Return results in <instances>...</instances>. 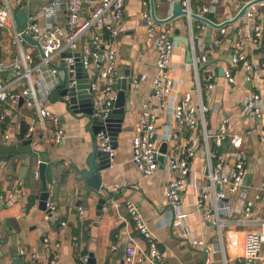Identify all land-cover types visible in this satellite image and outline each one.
Segmentation results:
<instances>
[{
  "label": "built area",
  "instance_id": "built-area-1",
  "mask_svg": "<svg viewBox=\"0 0 264 264\" xmlns=\"http://www.w3.org/2000/svg\"><path fill=\"white\" fill-rule=\"evenodd\" d=\"M166 1L168 9L163 19L172 15L175 1L180 3L181 10L185 12L182 17L187 22L186 38L191 55V62L187 63V66L192 72V84L188 91L178 92L171 71L175 69L172 63L173 52L181 43L174 40L172 27L165 24L163 30L157 31L155 22L146 15L147 36L155 54L154 77L151 82L155 106L151 102H142L134 113L131 162L140 177L155 178L161 168L160 158H162V166L167 171L163 202L168 211L164 221L168 227L180 234L190 249L208 255L211 253V247L208 246L206 239L197 237L192 232L189 219L192 213L181 211L184 195L189 189H193L194 206L197 212L202 214L206 224L204 235L208 236L209 232L214 234L215 250L225 262L222 231L228 227L250 226L253 209L264 205V179L255 189L253 197L249 199L243 190L244 180L246 175L257 170L258 166L250 155L240 150V136L230 132L229 128L233 121L231 116L222 113L216 127L209 126L208 114L217 113L220 107L212 97L215 74L207 69L209 57L205 49L206 46L218 47L226 31L225 27L216 30L218 35L210 39L208 44L206 30L212 28L206 23L194 20L191 15L203 19H207L208 14L214 17L218 0H211L197 8L194 7L192 0ZM249 1L251 0L237 4L232 17L228 16L220 23L212 22L221 24L232 19L241 6ZM124 2L125 0H66L63 25L50 27V24L48 28L38 33L32 25L34 17H30L28 23L19 28L9 2L5 0L4 7L0 8V30L8 31L9 45L4 50L10 55L8 61H0V72L10 73L12 80L6 82L0 76V103L5 109L2 119L10 116L11 111L20 106L21 99V106L33 115L23 140H31L32 143L39 141L52 147L61 145L64 130L59 118L44 107L52 94V89L38 87L44 81L45 85L52 88L54 85L60 87L54 92L67 89V94L62 97L67 101L69 90L76 85L74 77L76 63L80 64L82 76L85 73L88 79L86 93L90 98L91 117L101 120L109 118L116 98L114 86L122 77L116 72L115 41L124 17ZM57 3L58 0H52L41 7L39 13L46 21L52 20ZM263 6L264 2H261L247 8L242 18L251 26L234 42L227 68L223 70V77L228 84H233L235 72L241 70L245 81L253 87V90L243 98L242 108L246 117L258 123L255 132L250 133L254 154L259 150L264 151L262 124L264 98L260 86L252 84L264 73V51L262 60L256 62L248 59L243 51V44L247 43L258 49L262 46L261 14L257 8ZM27 38L38 45V54H36L38 61H34L31 54L25 51ZM80 42L84 43L82 48L79 47ZM11 49L15 52L11 53ZM67 52L71 56L63 57L62 55ZM99 58H101L100 65H98ZM94 69L96 71L93 73ZM60 74L63 76L61 79H65L63 86L59 83ZM46 77L49 82H46ZM146 80V73L140 74L137 79H132V85ZM20 83H24V86L19 87ZM69 111L72 113V110ZM160 114L164 115L165 122L158 125ZM74 115L82 116L81 113ZM170 122L176 125L177 131L172 129ZM182 132L193 135V138L184 137L181 135ZM3 138L8 139L6 133L3 134ZM225 142L231 148L227 155L220 152ZM96 143L100 150L113 156L109 147V137L105 132L100 131L96 135ZM163 144H166V150L161 153L160 148ZM195 159L202 165L201 172H198L193 165ZM228 160L231 161L230 167L226 169ZM4 165L5 163L0 161V167ZM33 175L39 178L37 168ZM122 186L114 183L116 189ZM10 196V194H0V202ZM45 207L51 212V216L48 217H52L53 207L48 201ZM114 207L116 210L119 208L118 204ZM125 209L135 230L148 245L147 250H144L133 241L129 242L125 248L127 264L142 261L148 264H164L163 258L158 253L154 236L143 222L137 206L132 202H125ZM78 210L80 214L83 213L82 208ZM54 221L58 222L56 217ZM60 225L65 226V223L60 222ZM110 249L114 251L115 247L111 246ZM17 256L22 259L25 250L19 248ZM87 259L88 257L85 256L82 260L86 263ZM234 262L264 264V228L245 232L241 250L235 255Z\"/></svg>",
  "mask_w": 264,
  "mask_h": 264
},
{
  "label": "crops",
  "instance_id": "crops-1",
  "mask_svg": "<svg viewBox=\"0 0 264 264\" xmlns=\"http://www.w3.org/2000/svg\"><path fill=\"white\" fill-rule=\"evenodd\" d=\"M50 1L52 0H8L15 15V22L18 17L22 20L23 26L28 23L30 17H34L32 25L38 33L48 28L50 24V27L63 25L66 0H58L55 14L50 22L39 13L41 7ZM163 1L164 3L162 0H154V13L157 19H163L167 12V1ZM210 1L192 0V3L197 8ZM244 1L247 0H218L213 21L220 23L226 17H232L237 4H242ZM124 3V17L115 41L116 72L121 77L124 71H132L133 79L146 73L147 80L131 86L126 100L130 103V111L127 112L122 131L118 135L111 168L104 175V188L99 194H95L85 187L79 178V171L86 167L88 157L96 143V136L92 135L88 121L83 116L71 113L67 105L59 99L52 102L50 95L44 107L59 118L64 130L61 145L52 147L37 141L32 144L31 153L2 156L1 162L5 165L0 167V194L11 196L0 202V264H9L12 258L10 252L13 236L17 240V254L19 248L25 250V256L22 258L24 264H87L82 259L89 255L93 261L91 264H127L125 248L129 242L133 241L144 250H147L148 245L135 230L126 212L125 202H132L137 206L143 222L154 236L158 253L163 258L164 264H235L234 258L241 250L245 232L264 228L262 226L264 205H261L253 209L252 223L249 227L223 229L224 262L220 253L215 250L214 234L209 232L208 236L204 235L206 224L204 217L194 206L193 189H189L184 195L181 211L192 213L189 218L192 232L195 236L206 239L208 246L211 247V253L207 255L205 252L190 249L180 234L166 225L164 220L168 210L163 202V188L167 181V171L162 166V158H160L161 168L155 178L140 177L131 162L134 113L142 102H151L155 106L151 90L155 54L147 36L145 17L149 15V0H125ZM4 5L5 0H0V8ZM257 11L261 14L262 46L258 49L253 45L243 44V51L248 59L256 62L263 58L264 6L257 8ZM168 25L174 30H179L180 36L186 38L187 22L184 17H179ZM249 26L251 24L244 18L226 26L224 28L226 33L221 37L219 46L213 48L206 46L205 52L209 57L207 69L215 74L212 97L220 107L217 113L208 114L209 126L215 128L222 113L231 116L233 121L229 128L230 132L240 136V150L250 155L258 166L257 170L248 173L251 177L247 178L243 189L251 199L255 189L264 179V151L259 150L254 154L250 141V133L255 132L258 123L246 117L242 108L243 98L253 90V87L245 81L241 70L235 72L233 84H228L219 73L220 69L223 71L227 68L234 42L248 30ZM155 28L157 31L163 30L165 25L155 23ZM206 33L211 34V39L218 35L213 29H207ZM0 35V61H8L10 53L7 54L4 50L9 45L8 31L0 30ZM30 41L31 43L27 42L25 45V51L31 54L34 60V53L35 56L38 54V45ZM83 45V42L79 43L80 48ZM12 51L15 52L14 49H11V53ZM185 57V48L181 44L173 52L172 63L175 69L171 71L179 93L188 91L192 84V72L187 66ZM0 76L6 82L12 80L10 73L0 72ZM263 76L264 73L252 84L260 86L264 98ZM59 77L60 83L62 74ZM48 80L47 78L46 82H49ZM23 86L24 83H20L19 87ZM40 87L52 89L51 93L60 88L56 85L53 88L47 86L44 81L38 88ZM4 110V105L0 103V148L17 146L24 141L20 139L24 136L33 115L20 105L11 111L10 116L2 119ZM159 116L158 125L164 124V115ZM170 123L172 129L177 131L176 125ZM262 124L264 125V120ZM5 133L8 136L6 140L3 138ZM181 135L193 138V135L184 132ZM223 146L220 152L227 155L231 148L227 142ZM227 162L226 169L230 167L231 161ZM38 163L45 164V191L48 193V202L53 207L52 217H48L38 208L39 197L43 192L40 179L33 175L35 169H38ZM193 165L198 172L202 171V165L196 159ZM114 183L123 186L116 189ZM100 197L106 199V204L99 213L97 201ZM115 204H118V210L115 209ZM78 208H82V214L79 213ZM54 217L58 222L54 221ZM60 222H64L65 226H61ZM74 238L76 239L73 240ZM111 246L115 247L114 251L110 249ZM135 264L148 263L142 261Z\"/></svg>",
  "mask_w": 264,
  "mask_h": 264
},
{
  "label": "water",
  "instance_id": "water-1",
  "mask_svg": "<svg viewBox=\"0 0 264 264\" xmlns=\"http://www.w3.org/2000/svg\"><path fill=\"white\" fill-rule=\"evenodd\" d=\"M261 2H264V0H251L245 5L241 6V9L239 12L230 20L225 21L221 24H215L213 23V15L208 14L207 19L200 18L196 15H191V17L196 20L203 23H206L210 28L214 30H218L221 28H224L226 26L232 25L235 22H237L239 19L243 17L245 14L247 8H249L252 5L259 4ZM149 15L151 19L158 25H165L170 23L171 21L182 17L185 15V12L181 10L180 3L178 1H175L173 3V13L170 17L166 19H157L155 17L154 13V0H149ZM16 23L19 28L22 27L21 23L22 20L20 18L16 17ZM207 43H210L211 34H206ZM174 40L180 42L186 52L185 61L186 63L191 62V55L190 51L188 49V40L185 37L180 36L179 30H174ZM27 42H30V39H26ZM34 44H36L34 42ZM70 57L71 54L67 52L66 54L62 55ZM75 56H78V54H75ZM98 65H100L101 58L98 60ZM209 62V61H208ZM63 65V64H62ZM96 70H93V73ZM82 71L80 68V64H75V87L70 89L68 92V100L65 101L62 99L63 96L67 94V89H62L58 92H53L51 94V100L52 102H56L58 99L68 105L69 110H72L73 114L81 113L84 118L88 121V127H90L91 133L93 136H96L100 131L105 132L107 136L109 137V147L110 150L113 152L117 148L118 144V135L122 131V126L124 123V120L126 118L127 112L130 111V103L127 100V97L131 91V85H132V79H133V72L132 71H124L122 77L117 80L114 91H116V98L113 102V109L110 113V116L106 120H101L100 118H93L91 117V108H90V98L89 95L86 93V87H87V76L84 73L82 76ZM219 73L223 75V71L220 69ZM71 76V75H70ZM22 100L20 99L19 105H21ZM31 140H24L21 142V144L17 146H10L6 148H0V161L2 160L3 155H12V154H25V153H31L33 151ZM166 150V144H163L160 148V152L164 153ZM114 157L110 156L109 153L104 152L100 150L95 143L93 146V151L89 155L87 160V165L84 169L79 171V178L87 187L88 189H91L95 194H99L101 189L103 187V179L106 171L110 170L111 168V161ZM38 173H39V179L42 184L43 192L40 194L39 197V203L38 208L45 212L48 216H51V212L49 209H46V202L48 201V193L45 191L46 185H45V164L44 163H38ZM251 177V175L247 174L246 178L244 180V185L247 182V178ZM1 204V203H0ZM106 204V199L104 197H100L97 201V210L100 211ZM98 213V214H99ZM42 241V239H41ZM11 248L12 251L10 252L12 258L9 262V264H24L23 259H21L19 256H17V240L15 236L12 237L11 240ZM87 264H91L93 261H91V255L88 256Z\"/></svg>",
  "mask_w": 264,
  "mask_h": 264
},
{
  "label": "rangeland",
  "instance_id": "rangeland-1",
  "mask_svg": "<svg viewBox=\"0 0 264 264\" xmlns=\"http://www.w3.org/2000/svg\"><path fill=\"white\" fill-rule=\"evenodd\" d=\"M162 3H164L163 0H162ZM33 50H34V48H33ZM34 52H36V51H34ZM34 61H38V58L35 56V53H34ZM64 84H65V79L60 80V86H63Z\"/></svg>",
  "mask_w": 264,
  "mask_h": 264
},
{
  "label": "trees",
  "instance_id": "trees-1",
  "mask_svg": "<svg viewBox=\"0 0 264 264\" xmlns=\"http://www.w3.org/2000/svg\"><path fill=\"white\" fill-rule=\"evenodd\" d=\"M24 134H25V132H24ZM24 134H23V135H24ZM20 140H23V136L21 137V139H20Z\"/></svg>",
  "mask_w": 264,
  "mask_h": 264
}]
</instances>
